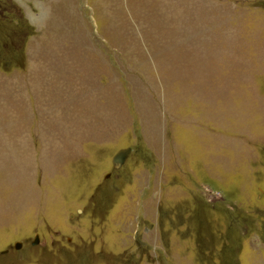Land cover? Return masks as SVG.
<instances>
[{
	"label": "rangeland",
	"instance_id": "374dc122",
	"mask_svg": "<svg viewBox=\"0 0 264 264\" xmlns=\"http://www.w3.org/2000/svg\"><path fill=\"white\" fill-rule=\"evenodd\" d=\"M2 7L0 264H264V0Z\"/></svg>",
	"mask_w": 264,
	"mask_h": 264
},
{
	"label": "water",
	"instance_id": "95a60500",
	"mask_svg": "<svg viewBox=\"0 0 264 264\" xmlns=\"http://www.w3.org/2000/svg\"><path fill=\"white\" fill-rule=\"evenodd\" d=\"M131 151L130 148H122L120 150L117 151V153L114 155L113 157V166L115 168H118L119 166H121V164L125 161L127 155L129 154V152ZM35 241H37V236L35 237ZM21 246V242H16L14 247L15 248H19Z\"/></svg>",
	"mask_w": 264,
	"mask_h": 264
},
{
	"label": "trees",
	"instance_id": "16d2710c",
	"mask_svg": "<svg viewBox=\"0 0 264 264\" xmlns=\"http://www.w3.org/2000/svg\"><path fill=\"white\" fill-rule=\"evenodd\" d=\"M6 14H9L8 12H7V9H6V7H2V8H0V20H4L7 16H6Z\"/></svg>",
	"mask_w": 264,
	"mask_h": 264
}]
</instances>
